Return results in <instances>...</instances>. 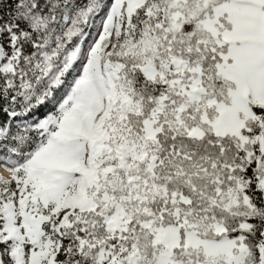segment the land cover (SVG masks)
<instances>
[{"label":"rangeland","instance_id":"rangeland-1","mask_svg":"<svg viewBox=\"0 0 264 264\" xmlns=\"http://www.w3.org/2000/svg\"><path fill=\"white\" fill-rule=\"evenodd\" d=\"M183 1L170 3L171 22L167 29H177L184 20L180 11ZM207 1L201 0L197 9H203ZM142 2L86 0L77 5L73 1H21L20 14L35 31L36 54L29 63L32 71L29 74L23 71L18 87L25 99L36 96V101L37 90L49 88V109L30 130L13 133L20 139L21 148L29 131L42 134L26 156L0 146V166L8 167L2 165L5 156L14 157L17 163L15 177L0 181V264H63L64 261L54 259L59 248L57 226L69 225L81 212L96 208L107 211L104 221L109 239H114L99 250L98 264H187L173 258V249L179 246L178 226L185 229V247L199 249L204 257L194 264H243L247 248L242 236L214 238L212 235L225 232L224 227L210 220L204 225L206 219L203 222L192 216L180 206L187 204L188 199L176 193L171 196V202L176 205L172 215L178 225H159V219L150 209L153 197L166 196L165 189L147 174L153 160L150 144L161 129L159 115L165 106L164 97L144 119L142 135L133 138L125 126V116L137 111V106L120 80V64L106 58L102 45L104 39L109 45L118 39ZM189 12L192 16L194 10ZM101 14L104 19L97 36L95 23ZM197 25L210 34L214 43L227 46V51L220 53L221 62L216 64L221 77L233 78L230 81L234 89L228 91L225 100L204 97L200 66L188 67L171 54L162 57L151 26L134 29L135 34L124 49L140 57L149 78L158 77L176 94L185 96L184 103L173 109L178 123L187 105H194L199 119L197 125L188 129L190 136L201 137L209 126L218 136L235 135L243 144L249 141L241 133L245 120H256L260 130L249 142L257 144L255 163L263 173L256 185L264 196V158H260L264 156V112L255 114L251 109L246 117L236 109L231 114L233 103L238 101L240 108L250 99L244 96L246 72L256 56L258 63H253V67L260 83H253V96L264 86L261 67L264 66V0H224L212 7L211 14L205 13ZM89 39L90 43L94 39L93 44L90 49V43L87 44L86 61L78 67L73 59L82 62L83 47ZM73 72L77 74L73 76ZM251 102L248 101L249 105ZM258 106L264 109V104ZM212 109L215 113L211 116ZM7 130V127L0 129V140H5ZM123 147L128 148L126 154L121 153ZM144 161L146 170L139 166ZM244 188L240 181L229 200L221 199L219 203L229 207L241 196L243 203L250 206ZM138 212L149 217L142 225L152 234L154 249L150 260L137 240L131 245L126 242L127 223ZM249 227L247 222L240 225L242 230ZM261 237L264 238V230ZM258 253L259 262L264 264L262 245Z\"/></svg>","mask_w":264,"mask_h":264},{"label":"trees","instance_id":"trees-1","mask_svg":"<svg viewBox=\"0 0 264 264\" xmlns=\"http://www.w3.org/2000/svg\"><path fill=\"white\" fill-rule=\"evenodd\" d=\"M21 1L0 0V129L8 128L5 140H0V146L26 156L40 141L42 134L29 131L22 140L24 147L21 148L20 139L13 133H25L44 118L49 109V88L37 90L39 97L36 101V96L25 99L18 87L23 71L27 74L32 71L33 66L29 63L36 54L35 31L20 14ZM57 1H73L80 5L86 0ZM172 1L143 0L130 16L128 25L122 28L118 39L111 45L104 39L102 44L106 58L120 64V80L137 106V111L128 112L125 116V126L133 138L142 135L144 119L150 116L159 99L164 97L165 106L159 115L161 129L155 135V142L150 144L153 160H150L152 168L147 174L165 189L166 196L153 197L150 209L159 219V225H178L179 222L172 215L176 205L171 202V196L176 193L188 199L187 204L180 206L189 210L199 221L205 222L206 219L204 225L210 220L224 227L225 232L212 235L214 238L242 236L247 248L243 264H263L258 260V248L262 245L264 253V238L261 237L264 230V196L256 185L263 172L255 163L258 158L257 144L249 142L260 130L258 123L253 119L245 120L241 133L249 141L243 144L235 135L218 136L209 126L205 127L201 137L190 136L188 129L197 125L199 119L194 105H187L180 113L182 121L178 123L173 109L184 103L185 96L176 94L160 78H149L142 69L140 57L124 49V45L134 36V29L151 26L162 49V57L171 54L182 59L188 67L200 66L204 97L225 100L228 91L234 89V83L217 73L216 64L221 62L220 53L226 52L227 46L214 43L210 34L197 25L205 13L211 14L212 7L224 0H208L201 10L196 7L201 0H184L180 7L184 20L177 29H167L171 22L169 13ZM189 10H194L192 16ZM159 22L160 26L157 27ZM250 106L255 114L264 112L261 106ZM214 113L212 109L210 115ZM33 116L34 120L25 122L22 128L15 124V121ZM260 158L264 156L260 155ZM145 163L139 164L142 170L147 168ZM240 181L245 184L243 191L250 206L243 203L241 196L238 202L229 207L220 204L221 199L229 200ZM216 189H219V193H216ZM106 212L100 208L83 211L77 218L71 219L69 225H58L55 235L59 248L54 259L64 261L63 264H98L96 258L99 250L114 241L109 239L106 229ZM148 219L141 212L132 215L127 223L126 242L131 245L137 240L147 260H150L154 249L151 245L152 234L142 225V221ZM243 222L250 224L249 229H240ZM178 235L179 246L173 249L174 260L182 259L187 264H194L196 260L204 258L199 249L185 247V229L182 226H178Z\"/></svg>","mask_w":264,"mask_h":264},{"label":"crops","instance_id":"crops-1","mask_svg":"<svg viewBox=\"0 0 264 264\" xmlns=\"http://www.w3.org/2000/svg\"><path fill=\"white\" fill-rule=\"evenodd\" d=\"M228 48L230 49L231 46L229 45ZM258 57L259 56H256L255 59L251 60V63L247 67V72H246V82H247V84H246V93H244V96H248V97H250V99L247 98L246 105L242 104V106L240 108L237 107L238 101L235 104L233 103V105H232L233 108H232L231 114H234V112H236V109H237V112H239V113L241 112L246 117H249L250 116L251 108H250V105H249L248 101H250V102H251V100L254 101V102H251L252 104L253 103L254 104H258V105L264 104V86H263V88L261 87V90H260L261 92H259V94L257 96H253V94H252V92H253L252 91L253 90L252 89L253 83L254 82L260 83V79L255 75L256 69H254V67H253V63H256V64L258 63ZM261 67L264 69V66H261ZM235 68L237 70L238 69V66L235 67ZM226 78H228L230 80H233V78H231V77H227L226 76ZM241 94L243 95L242 92H241ZM254 97L256 99H254Z\"/></svg>","mask_w":264,"mask_h":264},{"label":"bare ground","instance_id":"bare-ground-1","mask_svg":"<svg viewBox=\"0 0 264 264\" xmlns=\"http://www.w3.org/2000/svg\"><path fill=\"white\" fill-rule=\"evenodd\" d=\"M83 49L84 52L87 51L86 47H83ZM84 57L85 55L83 54V58ZM4 159H5V164H7L9 168L8 167L4 168L0 166V181L2 182L11 181L15 177L14 175L15 167H16L15 165L17 164L16 159L14 157L5 156Z\"/></svg>","mask_w":264,"mask_h":264},{"label":"water","instance_id":"water-1","mask_svg":"<svg viewBox=\"0 0 264 264\" xmlns=\"http://www.w3.org/2000/svg\"><path fill=\"white\" fill-rule=\"evenodd\" d=\"M128 152V148L127 147H123L122 149H121V153L122 154H126Z\"/></svg>","mask_w":264,"mask_h":264}]
</instances>
